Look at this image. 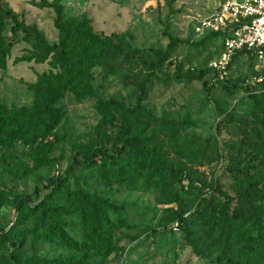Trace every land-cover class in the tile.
<instances>
[{"label":"rangeland","instance_id":"obj_1","mask_svg":"<svg viewBox=\"0 0 264 264\" xmlns=\"http://www.w3.org/2000/svg\"><path fill=\"white\" fill-rule=\"evenodd\" d=\"M22 22L40 29L49 43L59 41L54 26L52 9L39 6L40 0H3ZM53 2L54 0H48ZM222 0H60L67 17L87 16L96 33L113 36L124 52L115 59H106L90 72L93 93L82 100L73 94L60 102L63 119L54 133L57 144L48 158L50 164L35 168L34 156L42 153L35 148L15 146L9 152L0 148V191L9 195L23 194L35 201L42 197L49 180L64 175L65 187L98 195L116 206H125L121 214H108L112 226V242L116 251L102 258L94 253L75 254L59 240H39L51 222L23 219L15 222L13 209L8 202L0 207V228L13 229L23 238L19 253L23 260L42 258L73 264H225L224 233L211 213L204 209L205 199L216 186L234 195L235 182L231 178L227 144L230 135L219 129L223 111L240 115L255 114L259 131L264 139V100L262 94L248 91L241 85L252 81L258 74L256 63L247 55L234 60L226 88L214 73L203 80L178 82L174 79L180 65L182 73L206 70L223 52L222 38H205L195 33L199 19L216 12ZM12 23L2 35L12 41L9 57L0 68V104L10 110L30 108L35 102L31 85L43 73L52 69L49 62L25 60L36 51V42L19 33H11ZM168 35L181 43L174 47L157 77L152 78L144 105L165 127H169L184 144L182 154L177 152L162 128L155 125V144L175 164L186 163L190 178L184 184L169 180L149 181L148 174L130 177L129 183L117 182L113 173L100 167L85 168L79 163L66 173L76 151L91 153L98 147L112 151L118 121L104 122L96 111L98 102L116 100L134 106L139 98L138 83L156 63L151 49L163 52L169 49ZM50 61V60H49ZM174 65L168 67V62ZM58 70H53L57 72ZM253 99L261 104V113L255 110ZM152 126V125H151ZM143 122L138 130L149 136L153 127ZM190 155V153H192ZM184 154L190 155L187 159ZM81 160V156H79ZM53 205L65 207L61 219L64 232L81 243L89 230L79 212L65 201ZM182 219V220H181ZM12 247L1 248L0 264H13Z\"/></svg>","mask_w":264,"mask_h":264},{"label":"trees","instance_id":"obj_2","mask_svg":"<svg viewBox=\"0 0 264 264\" xmlns=\"http://www.w3.org/2000/svg\"><path fill=\"white\" fill-rule=\"evenodd\" d=\"M38 4L42 8L52 9L55 13L54 26L60 36L57 43H49L40 29L22 22L19 15L0 0V68L9 57L12 47V41L9 42L2 35L11 22L13 38L23 33L36 42V51L25 60H34L37 63L48 61L52 69L43 73L30 86L35 92L32 107L10 110L7 105L0 104V148L6 152L17 145L35 148V151L42 153V157L34 156L36 169L52 162L48 155L53 152L58 139L51 138L63 119L60 102L69 93L77 100L91 96V70L106 59H115L124 52L113 36L96 33L87 16L67 17L60 0H40ZM168 36L170 44L167 51L151 49L156 63L151 64V71L139 81V98L134 106L116 100L101 101L96 105V111L103 117L104 122L115 118L118 121L119 132L114 137L112 151L103 147H98L91 153L76 151L67 174L81 162L85 168L100 167L108 170L113 173L117 182L123 184L129 183L130 177L143 176L144 172L148 174L149 181L169 180L184 184L189 180V166L182 161L175 164L155 144V125L166 130L165 135L178 153L182 154L188 148L184 149L180 137L169 127L160 124L163 119L158 118L143 104L150 80L157 77L156 72L167 60L170 51L181 43L172 35ZM209 37L223 38V35L212 33L205 38ZM238 56H245V53H238L234 60ZM247 56L256 61L255 56L249 53ZM173 65L174 62L169 61L167 66ZM176 68L174 79L178 82L203 80L208 73L218 76L211 68L185 74L182 73L180 65H176ZM53 70L58 71L55 73ZM220 81L227 89L231 87L229 78ZM241 86L252 92L258 89L246 83ZM258 91L254 92L255 95L262 94L264 100V90ZM253 103L255 110L261 113V104L256 99H253ZM222 113L224 117L219 129H225L230 135L227 144L231 150L228 171L235 182V194L230 195L216 186L205 199L204 209L211 213V217L225 235V254L221 262L264 264V139L259 131L260 127L258 128L261 122L255 114L240 115L234 111ZM144 121L147 126L153 127L149 136H144L138 130V126ZM192 154L193 152L190 153ZM190 155L184 154L187 159ZM65 183L64 175L49 180L45 187L47 193L43 197L39 194L35 201L23 194L12 196L0 191V207L3 202H8L14 211L17 225L23 219L37 218L44 223L51 222L49 230L40 234L41 241L59 240L75 254L94 253L104 259L112 255L116 247L112 242V226L108 214H121L125 206H116L98 195L86 194L80 190L72 192L65 187ZM57 200L72 206L89 225L81 243L73 241L64 232L61 216L65 207L53 205ZM22 242L23 238L13 229L0 228V252L2 247L10 245L13 264H73L35 257L23 260L19 253Z\"/></svg>","mask_w":264,"mask_h":264},{"label":"built area","instance_id":"obj_3","mask_svg":"<svg viewBox=\"0 0 264 264\" xmlns=\"http://www.w3.org/2000/svg\"><path fill=\"white\" fill-rule=\"evenodd\" d=\"M194 31L200 36L223 35V52L210 66L219 80L228 79L238 53H249L256 57L258 74L246 84L264 90V0H222L214 14L197 21Z\"/></svg>","mask_w":264,"mask_h":264},{"label":"crops","instance_id":"obj_4","mask_svg":"<svg viewBox=\"0 0 264 264\" xmlns=\"http://www.w3.org/2000/svg\"><path fill=\"white\" fill-rule=\"evenodd\" d=\"M130 1H133V0H130ZM140 1H145V3H147V2H151V1H155V0H140Z\"/></svg>","mask_w":264,"mask_h":264}]
</instances>
